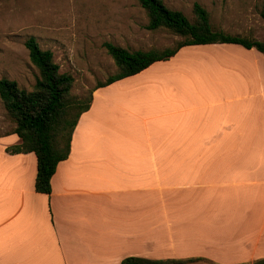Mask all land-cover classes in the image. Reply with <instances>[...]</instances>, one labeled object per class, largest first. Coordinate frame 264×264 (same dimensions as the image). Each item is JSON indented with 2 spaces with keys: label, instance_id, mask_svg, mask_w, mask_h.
<instances>
[{
  "label": "crops",
  "instance_id": "crops-1",
  "mask_svg": "<svg viewBox=\"0 0 264 264\" xmlns=\"http://www.w3.org/2000/svg\"><path fill=\"white\" fill-rule=\"evenodd\" d=\"M189 49H217L209 104H178L161 71L148 85L165 61L108 85L117 95L150 88L153 101L96 89L49 194L34 189L35 154L8 153L21 140L0 131V264L264 259V55L228 43L175 55Z\"/></svg>",
  "mask_w": 264,
  "mask_h": 264
},
{
  "label": "rangeland",
  "instance_id": "rangeland-1",
  "mask_svg": "<svg viewBox=\"0 0 264 264\" xmlns=\"http://www.w3.org/2000/svg\"><path fill=\"white\" fill-rule=\"evenodd\" d=\"M162 1L168 9L182 12L191 22L194 21L193 4L199 3L207 9L215 29L264 40V20L259 15L263 0ZM140 7L134 0H0V78L16 82L27 92L34 89L39 74L24 44L33 37L41 49L52 52L61 72L73 76L71 97L86 102L98 82L118 72L104 43L129 51H147L162 50L182 40L167 30H147L148 17ZM196 50H185L164 63L153 65L156 76L161 71L163 84L175 83L180 105L209 104L210 91L220 85L221 78L213 80L217 76L210 75L218 57L217 49ZM231 79L235 80V76L227 77L223 83H231ZM157 80L158 76L147 84ZM118 88L119 85L112 89L104 87L103 94L114 101L118 96L135 94L139 96L138 105L155 100L149 95L150 88L142 91L143 86L138 87V92L126 89L117 95ZM125 121L126 117L117 115L113 124H126ZM14 128L15 123L0 99V131L9 132Z\"/></svg>",
  "mask_w": 264,
  "mask_h": 264
},
{
  "label": "trees",
  "instance_id": "trees-1",
  "mask_svg": "<svg viewBox=\"0 0 264 264\" xmlns=\"http://www.w3.org/2000/svg\"><path fill=\"white\" fill-rule=\"evenodd\" d=\"M134 1L147 14V30H167L180 36L182 40L162 50L147 51H129L110 42L104 43V48L113 59L118 72L110 75L104 82H98L94 90L133 76L155 62L169 60L185 46L237 44L246 49L254 48L264 55V40L215 29L207 9L199 3L193 4L194 21L191 22L182 12L168 9L162 0ZM259 15L264 20V0ZM24 44L39 76L31 92L19 88L14 81L0 78V99L7 115L15 123L12 132L21 140L19 144L8 147L6 151L11 154L28 152L35 154L37 170L34 189L46 195L51 192V178L57 164L69 155L74 128L80 115L89 109L94 90L84 103L71 97L73 76L60 71L59 65L53 60L52 52L41 49L33 37L28 38ZM169 263L175 262L130 256L124 258L120 264ZM253 264H264V259H258Z\"/></svg>",
  "mask_w": 264,
  "mask_h": 264
}]
</instances>
